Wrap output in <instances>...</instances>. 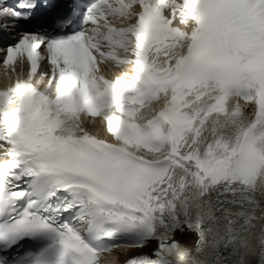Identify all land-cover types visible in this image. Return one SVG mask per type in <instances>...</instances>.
Instances as JSON below:
<instances>
[{"label":"snow or ice","instance_id":"snow-or-ice-1","mask_svg":"<svg viewBox=\"0 0 264 264\" xmlns=\"http://www.w3.org/2000/svg\"><path fill=\"white\" fill-rule=\"evenodd\" d=\"M0 41V264H264V0H0Z\"/></svg>","mask_w":264,"mask_h":264}]
</instances>
